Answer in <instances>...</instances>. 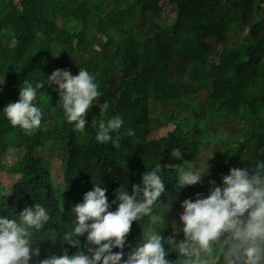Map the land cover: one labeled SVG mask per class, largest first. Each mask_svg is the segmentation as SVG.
Segmentation results:
<instances>
[{"label": "trees", "instance_id": "trees-1", "mask_svg": "<svg viewBox=\"0 0 264 264\" xmlns=\"http://www.w3.org/2000/svg\"><path fill=\"white\" fill-rule=\"evenodd\" d=\"M263 11L264 0H0V215L16 218L36 202L49 211L51 220L35 233L42 240L33 244L40 248L33 261L49 256L48 236L54 232L57 255L65 248L70 255L76 251L62 242L75 221L61 212L49 161L36 154L49 141L64 151L65 194L76 203L93 181L107 188L109 201L121 186L131 192L144 172L161 164L165 192L160 205L150 217L133 222L126 238L131 247L125 253L152 228L154 217H159L163 235L173 234L179 216L173 220L163 206L176 194L180 200H194L197 193L203 198L211 188L209 181L220 184L230 168L264 160ZM164 14L174 17L166 33L158 23ZM57 68L73 75L83 68L96 77L103 93L99 103L108 101V116L119 115L124 121L111 134L116 143L94 139V125L101 119L98 103L86 114V131H74L56 106L58 92L47 85L37 97L44 114L39 129L25 132L4 118L3 107L18 99L24 80L34 84ZM207 86L210 109L192 113L190 100ZM156 102L174 116L169 120L163 113L155 119L157 127L148 138L145 126L154 120ZM210 119L221 133L230 129L225 139L230 151L219 154L203 185L178 188L179 171L169 166V159L178 151L186 162L196 161ZM258 119L254 129L246 127ZM129 128L135 135H127ZM248 142L252 156H239L235 150ZM17 150L21 158L11 169L5 159ZM10 173L21 175L10 181ZM6 188L8 196L3 195ZM166 258L175 261L178 254L173 251Z\"/></svg>", "mask_w": 264, "mask_h": 264}, {"label": "clouds", "instance_id": "clouds-1", "mask_svg": "<svg viewBox=\"0 0 264 264\" xmlns=\"http://www.w3.org/2000/svg\"><path fill=\"white\" fill-rule=\"evenodd\" d=\"M3 83L4 80L0 81ZM46 85L58 92L56 106L74 131H86V114L98 103L101 119L94 125V139L99 144L116 143L111 134L120 130L124 121L119 115L108 116L110 104L106 100L99 103L103 93L96 77L83 68L76 75L57 68L47 79L34 84L24 80L18 99L3 107L4 118L25 132L39 129L44 114L37 97ZM127 135H135V130L129 128ZM207 161L180 170L177 187L203 183V177L209 174ZM209 183L212 187L207 196L201 198L197 193L196 199L181 202L182 227L178 231L165 236L164 230H146L140 243L127 253L124 249L131 245L126 238L133 222L150 217L165 192L160 163L144 172L140 183L132 185L131 192L125 186L116 189L111 201L102 182L93 181L82 202L74 201L71 208L74 226L62 235V242L76 249L71 255L65 248L61 255L33 261L40 256L39 246L33 244L42 240L35 233L51 220L43 204L25 206L16 218L0 215V264H264V160L232 167L222 176L220 184L215 180ZM10 192L6 188L3 195ZM170 206L171 202L163 206L167 213ZM179 232L183 233V239H177ZM173 251L178 254L175 261L166 258Z\"/></svg>", "mask_w": 264, "mask_h": 264}, {"label": "rangeland", "instance_id": "rangeland-1", "mask_svg": "<svg viewBox=\"0 0 264 264\" xmlns=\"http://www.w3.org/2000/svg\"><path fill=\"white\" fill-rule=\"evenodd\" d=\"M263 16H264V11H263ZM173 20H174V17L171 14L169 15L164 14L163 17L160 18V20H158L161 31L164 33L168 32L170 30V25L172 24ZM246 32L247 30L243 31V34H246ZM127 77L129 78V75H127ZM210 91H211L210 86H207L201 89L199 94L190 100L189 107H191L190 111L192 113L194 112L200 113L201 111H207L210 109L208 107V101H207ZM173 110L178 111L179 107H176V108L173 107ZM152 113H153L154 120H152L145 126V130H146V134L148 138L152 136L154 129L157 127V121L155 119H159V117H162L163 113L165 114V117L169 120H173V116H174V112L172 116L171 110L170 109L168 110L167 108L164 107L163 104L159 102H156L155 104H153ZM259 123H260L259 119L253 120L252 124L246 125V127L248 126L250 129H254L253 127H255V125H258ZM231 125L232 124H230V126ZM219 128H220L219 124L212 122V119L208 120V129L204 133V136H203L204 145L202 147V150L197 160L194 162H186L185 160L182 159L181 155L180 156L174 155V153H179L178 151H174L169 159V166L175 168L178 171L187 170L188 166L197 165L199 163L206 162L207 159L212 156V158L208 160L207 163L209 165V172L212 169H214L217 161L220 160V158L218 157L219 154L223 155V153L230 151L228 149V142H226L225 139L231 135V131L229 129L221 133ZM250 150H251V145L248 142L243 148L241 149L237 148L235 152L239 154V156L244 155L245 157H249V156L251 157L252 155L250 153ZM36 154L39 157H43L44 159H47L50 163L51 176H52L54 186L57 189V193L59 192L61 195H63V196H61L60 194L58 195L59 207L61 209V212L75 219V215L71 212V208L73 207L75 203L74 201H69L65 195L66 189H65V183H64V178H63V172H64V167H65L64 151L57 143L49 141L46 145L37 148ZM20 158H21V154L19 150H17L14 153H8L5 161L7 163V166H10L14 164ZM15 168H16L15 166L13 165L11 166V169H15ZM20 175L21 173H10V175H8V179L10 181H16L20 177ZM204 177H203V183L205 182ZM203 183H199L196 185H203ZM1 188L2 187L0 185V195L2 194ZM178 193H180V189ZM182 201L183 200H180L179 198V194L178 195L176 194V196L171 199L170 211L174 215L172 217L173 220L176 219L177 216H180V214L183 211L182 206H181ZM153 220H154V225L152 226L150 230H153V229L163 230V228L161 227L162 224H161V221L159 220V217H154ZM179 227H182V224L180 221L177 224V228L174 229L173 232L178 231ZM54 233H50L48 236L49 256L53 254L57 255L58 253L57 245L55 244L56 238L54 237ZM182 234H183L182 232H179L177 234L178 240L183 238Z\"/></svg>", "mask_w": 264, "mask_h": 264}]
</instances>
